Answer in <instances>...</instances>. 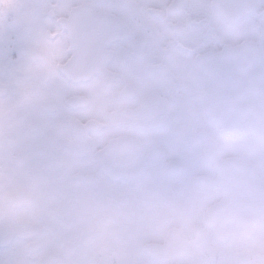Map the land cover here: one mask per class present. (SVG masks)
<instances>
[{
    "label": "clouds",
    "instance_id": "clouds-1",
    "mask_svg": "<svg viewBox=\"0 0 264 264\" xmlns=\"http://www.w3.org/2000/svg\"><path fill=\"white\" fill-rule=\"evenodd\" d=\"M0 264H264V0H0Z\"/></svg>",
    "mask_w": 264,
    "mask_h": 264
}]
</instances>
